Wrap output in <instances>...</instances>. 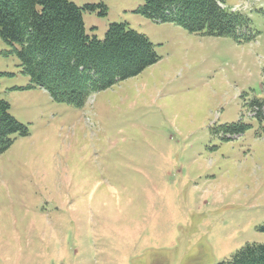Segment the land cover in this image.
Masks as SVG:
<instances>
[{
    "label": "rangeland",
    "instance_id": "obj_1",
    "mask_svg": "<svg viewBox=\"0 0 264 264\" xmlns=\"http://www.w3.org/2000/svg\"><path fill=\"white\" fill-rule=\"evenodd\" d=\"M82 13L103 40L126 24L157 62L82 108L31 87L0 38V99L27 129L0 154V264H218L264 244V0H216L256 38L189 34L137 12L143 0ZM242 134L224 137L225 125Z\"/></svg>",
    "mask_w": 264,
    "mask_h": 264
},
{
    "label": "trees",
    "instance_id": "obj_2",
    "mask_svg": "<svg viewBox=\"0 0 264 264\" xmlns=\"http://www.w3.org/2000/svg\"><path fill=\"white\" fill-rule=\"evenodd\" d=\"M216 0H143L139 14L158 24H173L189 34L231 38L237 44L256 38L248 17L233 13ZM105 14L103 4L75 6L68 0H0V38L13 49L31 87L44 89L56 103L82 108L89 98L119 81L132 78L158 60L152 43L126 24H110L103 40L85 34L82 13ZM249 111L264 134V96L253 98ZM0 99V154L13 135L27 129L9 114ZM226 135L246 126L225 125ZM264 233V224L258 228ZM218 264H264V244H246Z\"/></svg>",
    "mask_w": 264,
    "mask_h": 264
}]
</instances>
